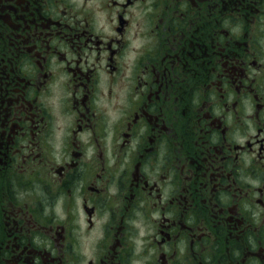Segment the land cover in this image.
<instances>
[{"label": "flooded vegetation", "instance_id": "1", "mask_svg": "<svg viewBox=\"0 0 264 264\" xmlns=\"http://www.w3.org/2000/svg\"><path fill=\"white\" fill-rule=\"evenodd\" d=\"M0 264H264V0H0Z\"/></svg>", "mask_w": 264, "mask_h": 264}, {"label": "rangeland", "instance_id": "2", "mask_svg": "<svg viewBox=\"0 0 264 264\" xmlns=\"http://www.w3.org/2000/svg\"><path fill=\"white\" fill-rule=\"evenodd\" d=\"M56 125H58V124H56Z\"/></svg>", "mask_w": 264, "mask_h": 264}]
</instances>
